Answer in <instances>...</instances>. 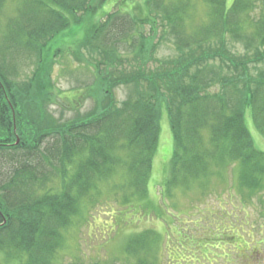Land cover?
Here are the masks:
<instances>
[{
  "label": "trees",
  "instance_id": "1",
  "mask_svg": "<svg viewBox=\"0 0 264 264\" xmlns=\"http://www.w3.org/2000/svg\"><path fill=\"white\" fill-rule=\"evenodd\" d=\"M90 1L21 0L0 36L3 264H59L70 229L88 220L87 210L106 198L105 187L129 210L144 205L149 210L138 213L160 216L163 208L151 199L149 182L162 107L174 138L160 188L165 202L176 206L179 192L183 197L194 189L203 192L212 179L226 180L229 169L243 190L264 185V148L252 133L254 127L264 137V0H201V20L200 0H133L151 18L150 40L162 28L160 37L169 34L176 51L153 66L141 64L143 53L133 54L136 63L123 55L124 45L135 50L137 40L142 49L143 38L125 0H116L74 49L79 61L80 53H88L90 63L105 66L104 72L96 68L95 83L79 95L94 98V105L85 114L77 108L74 116L54 121L44 109L55 101L48 94L51 66L39 64L41 51L55 34L81 24ZM6 3L0 0V14ZM231 40L251 53H230ZM34 56L38 68L22 79L20 69ZM132 82L138 84L134 91L117 101L114 88ZM165 206L170 213L168 201ZM125 239L122 264H163L159 230L130 232Z\"/></svg>",
  "mask_w": 264,
  "mask_h": 264
},
{
  "label": "rangeland",
  "instance_id": "2",
  "mask_svg": "<svg viewBox=\"0 0 264 264\" xmlns=\"http://www.w3.org/2000/svg\"><path fill=\"white\" fill-rule=\"evenodd\" d=\"M137 1L143 3L145 0ZM19 2L21 0H7L0 14V36L6 31L7 19L16 13ZM125 2L137 19L138 38H143V46L137 50L138 40L135 50L134 47L124 45L123 55L128 56L130 63H136L137 58L134 60L133 54L136 53L137 56L143 53L141 64L145 62L146 66H153L159 59L166 61L170 56L173 57L176 51L170 42L169 34L160 37L162 28H159V32L150 40L154 33L151 31V18L140 9H135L133 0ZM115 5L116 0H91L89 8L84 11L85 19L81 24L72 23L46 41L39 64L49 62L51 66L49 77L52 90L48 94L55 102H47L44 109L54 121L56 119L62 122L78 111L85 114L94 105V98L83 99L79 95L82 92L87 93L88 85L95 83L96 68L104 72L105 66L97 61L90 63L89 60L93 57H87L88 53H80L82 61H79L76 58L79 53H74V49L76 41L84 36L93 24L97 25L102 19L101 15L115 8ZM196 5L197 18L201 20L204 4L200 0ZM256 11H259V8ZM91 12L93 13L88 17ZM226 46L230 47V53H237V56L242 52L251 53L243 48L241 42L231 40L226 42ZM144 53H147L146 57ZM151 54H154L155 60L151 59ZM160 63L165 67L169 65L167 62ZM138 64L137 62V67ZM37 65L36 56L29 58L28 64L20 69L21 78L26 79V75L38 68ZM127 67L130 68V65ZM33 75L34 73L31 77ZM137 85L132 82L128 86L121 84L116 86L113 90L116 100L125 99ZM162 108L159 120L160 139L149 182L151 199L163 208L159 211L160 216L157 213L151 215L138 213L141 212L140 209L149 210L144 205L136 207L137 210H129L121 204L117 195L108 194V187H105L106 198H100L87 210L88 220L79 221L70 229L65 247L60 253L59 264L75 259L90 264H122L126 262L123 252L126 235L148 228L157 229L161 233L160 254L163 264H264V185L255 191L243 190L234 184L235 171L229 169L226 172V180L212 179L208 189L203 192L201 189L199 191L194 189L185 197L179 192V196L175 197L178 202L176 206H172L171 201L166 200L171 211L167 213L165 210L166 202L163 200V194H160V188L169 174L174 138L168 112ZM252 133L257 145L264 148L263 135L254 127ZM0 173H4L3 168L0 169ZM133 214L135 217L129 218ZM2 260L1 256L0 264H3Z\"/></svg>",
  "mask_w": 264,
  "mask_h": 264
}]
</instances>
